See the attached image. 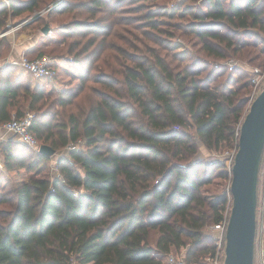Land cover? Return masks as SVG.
<instances>
[{"label":"trees","instance_id":"trees-1","mask_svg":"<svg viewBox=\"0 0 264 264\" xmlns=\"http://www.w3.org/2000/svg\"><path fill=\"white\" fill-rule=\"evenodd\" d=\"M109 3L76 7L93 15ZM40 6L41 0L0 2V32L8 18ZM163 8L145 11L141 26L164 33L156 18L168 14ZM179 8L173 14L188 16L183 31L197 46L195 56L182 53L188 63L171 65L145 46L141 59L127 64L107 45L113 53L104 57L114 63L104 61L109 72L96 68L91 80L99 87L64 91L58 100L45 87L19 83L9 65L0 68V126L35 111L30 131L56 155L51 167L55 155L34 150L25 157L19 140L0 143L12 182L0 193V264H162L180 249L187 264L215 256L207 227L221 222L228 191L206 197L203 188L216 177L229 181L230 167L224 156H195L199 144L221 152L237 144L250 75L238 65L228 71L221 60L238 56L264 66V0H199ZM260 44L258 55L253 48ZM71 105L55 119V107Z\"/></svg>","mask_w":264,"mask_h":264},{"label":"rangeland","instance_id":"rangeland-1","mask_svg":"<svg viewBox=\"0 0 264 264\" xmlns=\"http://www.w3.org/2000/svg\"><path fill=\"white\" fill-rule=\"evenodd\" d=\"M193 1L195 3L199 2V0H110L108 7L103 6V8L97 9L95 14L92 15L86 11V8L76 7L78 3H87L88 0H41V6L34 9L30 14L26 16L21 14L22 18L20 16L8 18L5 27L10 28L4 33L2 31V33L0 32V63L6 62L1 68H6L9 65L13 73H15L16 67L19 68L13 63L14 58H12L15 57L16 45L22 47L24 44H30L31 46L28 48L22 47V53H25L28 57L30 56L29 58L44 55L50 57L51 63L54 65L55 75L48 79H35L34 77L33 79L30 75L26 74L27 71L23 72L20 68V73H23L22 76L24 78L22 83L38 84L41 87H45L48 98L58 100L64 91L77 92L82 86L85 88L99 87L96 82L91 80V77L96 76V68L100 66L109 72L106 68L107 65L114 63V58H106L112 52V50L110 51L107 48V45H113L118 49L117 53H120V55L123 54L127 58L124 60L127 64H131L129 60L134 59L137 61L141 59L145 46L157 50L163 57L167 55V61L172 60V62L168 61L171 65L177 62L182 64L188 63L190 62L189 57L183 58L182 53L188 51L192 56H195L193 53L197 54L195 38L192 35L185 34L183 31V25L187 21L188 16L181 19L177 14L173 13H176L175 11L179 10V7ZM0 2H6V0H0ZM67 2L70 3V10L67 13H63ZM157 6L164 7V11L168 13L167 15L156 17L160 21L159 29L165 31L164 33L146 30L147 28L145 26H141L143 25L141 24L143 23L141 15L149 9H155ZM78 21L84 26H77L76 23ZM44 25L48 26V32L46 34L41 30ZM103 40H107L105 45L102 42ZM83 47L87 49L84 51L82 49ZM261 47L260 44L256 48H253V50L259 55L258 49ZM260 57L264 58L263 52ZM228 59L234 60L236 65L242 66L244 68L243 70L250 75V86H248L246 92L249 100L244 106L245 114L251 100L264 87V66L248 63L238 56H230L221 61L224 62ZM105 60L108 61L107 65L104 64ZM121 63H123L122 58ZM225 66L228 71H231L228 65ZM204 74L205 72H201L200 76ZM19 75L21 74H18V77ZM114 77L120 78L118 74H110L109 79L113 80ZM219 79L221 80L223 78ZM252 79H258L256 89L252 85ZM114 85L120 87L118 83ZM64 97L67 96L64 95ZM76 99H79V96ZM55 109L59 114L55 119L60 120L65 118L68 111L74 109V105H71V107L67 106L62 111L59 107H55ZM25 111L31 112L35 116V111H27V109ZM22 147L26 148V150H17L21 156L27 157L29 151H34L27 145L26 147ZM232 149L233 147L224 152L209 151L199 144L195 158L211 161L217 157L224 156L228 161L229 155L226 152H230ZM55 157L56 155L51 160V167L54 166ZM262 158L257 185V197L260 202V208L259 210L256 208L253 264H260L259 254L261 247L264 246V153ZM0 162L3 165V155L1 152ZM2 168L4 172L1 171L0 175L3 173V179L9 185L12 184L4 165ZM228 187L229 181L227 178L216 177L210 184L203 188V193L206 197H214L220 194L222 190L226 191ZM0 188H2L1 184ZM0 190L3 191L5 189L2 188ZM230 206L231 203L228 201L225 211L230 209ZM211 227L212 225L207 227L210 233L212 232ZM172 252L182 254L184 250H173ZM223 259L224 257L222 259L220 258L218 264H223ZM205 261L209 262V264H214V259L212 258L207 257Z\"/></svg>","mask_w":264,"mask_h":264},{"label":"water","instance_id":"water-1","mask_svg":"<svg viewBox=\"0 0 264 264\" xmlns=\"http://www.w3.org/2000/svg\"><path fill=\"white\" fill-rule=\"evenodd\" d=\"M10 27H7V31ZM44 34L48 26L41 29ZM264 150V87L250 102L239 128L237 150L230 169L231 208L225 230L223 264H253L258 174ZM38 152L55 155L41 144Z\"/></svg>","mask_w":264,"mask_h":264},{"label":"built area","instance_id":"built-area-1","mask_svg":"<svg viewBox=\"0 0 264 264\" xmlns=\"http://www.w3.org/2000/svg\"><path fill=\"white\" fill-rule=\"evenodd\" d=\"M223 63L225 65H228L230 70H232L236 66L235 61L232 59H228ZM18 64L21 66L23 70L30 73L31 76L34 77L35 79H43V78L48 79L54 77L55 75L54 65L51 63V59L50 57H47L45 55L36 58H29L25 53H21L18 58ZM252 85L254 86V89H256L258 86V79H252ZM33 118L34 115L31 112H25L22 116H18V117L13 115L10 119L3 122L0 128L8 132L10 138L17 139L21 143L30 147L31 149L38 151L41 144L30 131V126L33 121ZM236 150H237V144L236 146L233 147V149L230 152H226V154L229 155L227 166L230 167V169L233 163V158ZM263 181H264V170H263ZM229 186H230V178H229ZM227 191H228V201H230L231 203V194L229 192V187L227 188ZM263 204H264V199H263ZM259 205L260 202L257 197L258 210L260 208ZM229 213H230V209H228L227 211L224 210L223 218L221 222L212 224L211 227L212 232L215 234L216 248H217L215 256L212 258L214 259V264H218L219 259L220 258L222 259V257H224L225 230L228 222ZM259 262L260 264H264V246L261 247L260 250ZM162 264H187V263L185 262L181 254H176L170 251L163 258Z\"/></svg>","mask_w":264,"mask_h":264},{"label":"crops","instance_id":"crops-1","mask_svg":"<svg viewBox=\"0 0 264 264\" xmlns=\"http://www.w3.org/2000/svg\"><path fill=\"white\" fill-rule=\"evenodd\" d=\"M29 46H31L30 44H24L22 47H24V48H28ZM22 47H20L19 45H16V47H15V52H14V54H15V57H12V58H14V61H13V63H15L19 68H17L16 67V74H21V75H19V77H18V81H19V83H21V84H24V83H22L23 82V80H24V78H23V73H20L21 72V70H20V68H21V66L18 64V58H19V56H20V54L22 53ZM4 63H6V62H3V63H0V68L2 67V65L4 64ZM22 69V68H21ZM23 70V69H22ZM25 70H23V72H24ZM26 74H28L29 75V73L28 72H26ZM26 84V83H25ZM8 138L9 137V133L8 132H6L4 129H1L0 128V143L3 141V140H5V138ZM6 138V139H7ZM3 167V165L1 164V162H0V172L1 171H3L2 168ZM4 172V171H3ZM2 178V179H1ZM0 180H1V182H0V184H1V186H2V188H4L5 190H3V191H1L0 190V193L1 192H5V191H9L10 189H11V187H12V185L10 184H8V182L6 181V180H4L3 179V173L0 175ZM6 184H8V185H6ZM2 188H0V189H2Z\"/></svg>","mask_w":264,"mask_h":264}]
</instances>
